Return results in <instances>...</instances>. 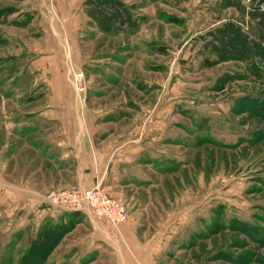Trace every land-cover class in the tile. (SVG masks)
I'll return each instance as SVG.
<instances>
[{"label": "rangeland", "instance_id": "rangeland-1", "mask_svg": "<svg viewBox=\"0 0 264 264\" xmlns=\"http://www.w3.org/2000/svg\"><path fill=\"white\" fill-rule=\"evenodd\" d=\"M256 13L264 0H0V264H264ZM75 121L97 145H145L102 188L135 220L120 243L43 202L78 187L9 194L19 160L43 156L15 135Z\"/></svg>", "mask_w": 264, "mask_h": 264}, {"label": "crops", "instance_id": "crops-1", "mask_svg": "<svg viewBox=\"0 0 264 264\" xmlns=\"http://www.w3.org/2000/svg\"><path fill=\"white\" fill-rule=\"evenodd\" d=\"M13 127L15 128L12 132L15 133L16 126ZM7 131L11 133V130ZM31 131L21 135L15 133V136L24 139V147L27 152L34 151V153L37 152L36 155L43 153V156L30 159L26 155V158L23 157L22 160H19L24 163V185H16L14 192L7 191L12 196L15 193L24 195L30 200L32 195H45L52 190L75 187L94 189L98 186L111 189L113 187L110 185L114 182L112 178L114 165L112 163L119 162V166L121 164L133 166L134 163L140 161L145 147L143 141L128 143L129 147L127 148L125 145H117L115 149L114 146L103 145L109 140L97 145L94 139L96 129L90 124H82L77 121L67 123V125L62 122L51 125L44 124L40 130ZM32 144L34 147L31 146ZM38 146L41 148L40 150H36ZM98 147L100 149H97ZM38 160L41 161V165L35 167ZM39 174L41 177L36 179ZM2 190L6 192V189L0 187V192ZM31 202H34V199ZM85 218L91 223L93 229L117 243H120V239L123 241L124 236H129L136 226L135 220L130 217L128 221L119 226L117 231H114L104 222H99L91 216L86 215ZM65 219L68 218L65 217Z\"/></svg>", "mask_w": 264, "mask_h": 264}, {"label": "built area", "instance_id": "built-area-1", "mask_svg": "<svg viewBox=\"0 0 264 264\" xmlns=\"http://www.w3.org/2000/svg\"><path fill=\"white\" fill-rule=\"evenodd\" d=\"M74 77L75 86L79 92L82 89L80 82L83 75L75 73ZM43 202L55 209L81 212L99 222H107L111 226H118L129 218L127 205L99 186L94 189L78 188L76 192L55 191Z\"/></svg>", "mask_w": 264, "mask_h": 264}, {"label": "trees", "instance_id": "trees-1", "mask_svg": "<svg viewBox=\"0 0 264 264\" xmlns=\"http://www.w3.org/2000/svg\"><path fill=\"white\" fill-rule=\"evenodd\" d=\"M253 17L258 20V23L262 26V28L264 29V13H256L253 14ZM83 216L85 217L86 215L83 214Z\"/></svg>", "mask_w": 264, "mask_h": 264}]
</instances>
